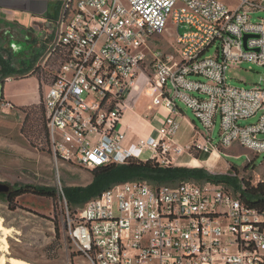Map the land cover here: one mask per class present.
I'll return each mask as SVG.
<instances>
[{"label": "built area", "instance_id": "built-area-1", "mask_svg": "<svg viewBox=\"0 0 264 264\" xmlns=\"http://www.w3.org/2000/svg\"><path fill=\"white\" fill-rule=\"evenodd\" d=\"M262 12L264 0H65L50 50L64 60L43 97L54 159L88 170L131 158L173 166L184 152L171 147L178 103L203 128L192 142L199 152L215 151L218 122L220 147L264 154V78L251 88L227 83L244 63L264 67V19H252ZM170 22L174 54L164 55L149 45ZM148 62L146 95L167 116L152 136L137 137L134 153L120 122ZM69 228L90 264H264V208L211 183L115 184L84 203Z\"/></svg>", "mask_w": 264, "mask_h": 264}, {"label": "rangeland", "instance_id": "rangeland-1", "mask_svg": "<svg viewBox=\"0 0 264 264\" xmlns=\"http://www.w3.org/2000/svg\"><path fill=\"white\" fill-rule=\"evenodd\" d=\"M228 4L233 5V2ZM60 14L51 23L34 24L26 28L7 19L5 15H0V56L13 70L29 71L26 75L11 77L13 84L10 86H7L6 81L3 83L7 94L15 97L22 95L20 102L38 99V81L32 72L36 66H39V74L50 68V50L55 44ZM256 18L264 19V12L252 17L253 20ZM149 47L164 55L174 54L175 38L171 22ZM213 51L211 48L206 56L212 55ZM239 67L241 70L233 71L235 73L232 75L230 72L227 74V83L230 86L251 88L254 83L264 78V67L249 63ZM142 69L144 74L152 77L149 62ZM45 86L42 83L41 96L39 95L42 101ZM178 106L183 110L184 116L193 121L197 131L203 132L191 110L182 103H178ZM23 119V113L13 103L0 99V184L9 187V194L18 193L26 187L30 190L11 198L7 194H0V221L5 230L0 233V238L5 236L7 242V248L0 252V257L4 256L5 264L11 258L27 264H90L76 250L70 238V220L75 219L80 207L69 209L64 193L88 188L93 182L91 173L88 169L72 166L59 159L56 161L44 141L31 142L22 133ZM255 121L256 118H253L241 121L240 124L246 125ZM178 129L180 145L191 156L185 152L173 159L176 162L188 159L190 164L186 167L203 168L214 177L235 176L239 183H264V154L257 156L238 145L220 147L218 122L212 134L211 145L216 148L213 155H219V158L213 157L210 163L194 160L198 150L190 143L192 138L187 144L188 136L182 127ZM34 189L47 190L51 194L39 195Z\"/></svg>", "mask_w": 264, "mask_h": 264}, {"label": "trees", "instance_id": "trees-1", "mask_svg": "<svg viewBox=\"0 0 264 264\" xmlns=\"http://www.w3.org/2000/svg\"><path fill=\"white\" fill-rule=\"evenodd\" d=\"M51 57L52 60L49 64L50 68L47 71H42V73L39 74V66H36L32 72L36 75L38 81L39 95L42 83L48 85L52 82L54 77L53 72L64 60L59 48L53 50ZM27 73H29L27 70H23L22 72L13 70L0 56V99L3 100L2 87L5 79L19 75L23 76ZM40 96L37 104L17 108L24 115L22 128L23 135L31 142L32 140L44 141L50 148L46 129V113ZM197 158L201 161H206L209 158V154L200 155ZM89 171L93 178V182L88 188L85 190L74 191V193L71 191H65L64 196L69 209L74 210L81 207L84 203L96 198L100 193L112 185L130 181H145L154 186H177L183 182H192L200 185L204 183L221 185L226 191L230 192L231 190V193L241 199L245 205L256 209L264 208V183L250 185L249 182L243 183L240 181L242 183H239L235 176L214 177L203 168L177 167L172 165L163 167L155 160L131 158L123 165L108 164L93 168ZM29 191V187H26L25 189L18 191V193L22 194V192ZM34 192L39 195L51 194L47 190L39 189H34ZM18 193L13 192L8 195V198L17 195Z\"/></svg>", "mask_w": 264, "mask_h": 264}, {"label": "crops", "instance_id": "crops-1", "mask_svg": "<svg viewBox=\"0 0 264 264\" xmlns=\"http://www.w3.org/2000/svg\"><path fill=\"white\" fill-rule=\"evenodd\" d=\"M64 1L65 0H0V15H5L7 19L16 22L24 28L34 24H48L61 13ZM232 73L235 72H231V75ZM149 79L150 77L144 73L138 75L134 88L125 100V110L120 122V129L125 131L127 136L125 146L129 151L134 153H136L134 144L137 137L147 139L152 136L154 131L162 126L167 116V111L163 107H152L151 101L146 95L145 91L147 90V83ZM7 84V86H10L13 82L10 81L7 82ZM2 97L3 99L13 103L16 107L28 106L39 102V94L37 100H22L23 102H20L19 100L22 98V95L15 97L11 94H7L4 86L2 87ZM178 124L179 127L183 128L185 135L188 136L186 138V140L188 139L187 144L190 142L191 138L192 141L190 143L193 144L192 142L200 132L197 131L193 121H190L184 116V112L181 108L178 116ZM177 132L172 139V148L175 146L182 148ZM182 149L184 150L182 154L186 152L189 157L191 156L190 153L185 150V147ZM204 154L209 153L198 151V155L194 160L199 163H210L212 162L213 157H215L212 153L209 154V158L206 161H201L197 158ZM218 158L219 155L215 157V159ZM189 162L190 161H188V159L184 162H176V160H173V166L186 167L190 164Z\"/></svg>", "mask_w": 264, "mask_h": 264}, {"label": "bare ground", "instance_id": "bare-ground-1", "mask_svg": "<svg viewBox=\"0 0 264 264\" xmlns=\"http://www.w3.org/2000/svg\"><path fill=\"white\" fill-rule=\"evenodd\" d=\"M5 230H4V227H3V225H2V222L0 221V233H2V232H4ZM5 235V234H4ZM0 252H2V251H5L6 250V248H7V242H6V240H5V236H3V237H1L0 238ZM3 256V255H2ZM4 257V256H3ZM3 257H0V264H5L6 263V261H5V259L3 258ZM8 264H27V263H25V262H22V261H19V260H16V259H8V262H7Z\"/></svg>", "mask_w": 264, "mask_h": 264}, {"label": "water", "instance_id": "water-1", "mask_svg": "<svg viewBox=\"0 0 264 264\" xmlns=\"http://www.w3.org/2000/svg\"><path fill=\"white\" fill-rule=\"evenodd\" d=\"M247 38H248V37H245L244 40H246ZM10 192H11V191H10V189H9L8 186H6V185H1V184H0V194H7V195H9Z\"/></svg>", "mask_w": 264, "mask_h": 264}]
</instances>
